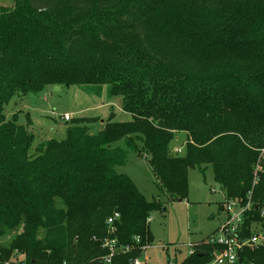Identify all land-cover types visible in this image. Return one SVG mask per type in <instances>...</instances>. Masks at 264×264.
Listing matches in <instances>:
<instances>
[{
  "label": "trees",
  "instance_id": "trees-1",
  "mask_svg": "<svg viewBox=\"0 0 264 264\" xmlns=\"http://www.w3.org/2000/svg\"><path fill=\"white\" fill-rule=\"evenodd\" d=\"M12 2L0 8V237L11 235L0 264H104L113 213L112 237L129 251L109 264L140 258L152 242L147 219L164 209L116 172L129 153L146 155L171 201L186 198L188 171L205 166L225 200L245 205L250 193L241 236L257 229L262 242L240 257L264 264V0ZM75 85L118 99L127 119L110 112L94 132L77 119L30 154L33 135L5 120V106ZM177 133L182 153L169 147ZM210 235L180 264L213 259Z\"/></svg>",
  "mask_w": 264,
  "mask_h": 264
},
{
  "label": "rangeland",
  "instance_id": "rangeland-1",
  "mask_svg": "<svg viewBox=\"0 0 264 264\" xmlns=\"http://www.w3.org/2000/svg\"><path fill=\"white\" fill-rule=\"evenodd\" d=\"M12 6V0H0V8L10 9ZM86 91L87 88L80 85L68 88L47 86L37 93L16 94L5 106V120L14 118L17 125L25 126L33 135L32 154L36 146L46 141L63 140L66 125L77 119L89 120L92 132L101 128L110 112L115 114L117 121L127 119L120 110L118 99L108 102L104 92L95 95ZM64 114L69 116L68 121L61 119ZM185 143L186 136L177 133L169 147L182 153ZM112 147L123 148V142L118 141ZM259 158L263 162L264 152H260ZM202 168L203 171H188V191L182 201H171L160 191L145 154L137 159L129 153L126 164L115 168L118 174L131 180L146 200L159 199L163 203V212H153L149 217L148 231L152 242L142 256L144 264H180L188 256V245L202 241L223 220L220 206L224 202V192L214 183L211 168ZM253 233H259L258 244H261V232L256 229ZM10 238L11 235L0 237V246L6 245ZM21 260L22 256H18L10 263L18 264ZM211 261L207 264H212Z\"/></svg>",
  "mask_w": 264,
  "mask_h": 264
},
{
  "label": "built area",
  "instance_id": "built-area-1",
  "mask_svg": "<svg viewBox=\"0 0 264 264\" xmlns=\"http://www.w3.org/2000/svg\"><path fill=\"white\" fill-rule=\"evenodd\" d=\"M61 119L68 121L69 116L64 114ZM251 206L250 193L247 195V202L245 205H241L236 200L224 199V202L220 207L221 212L224 214V218L215 232L212 233L206 241L207 244H214L220 249L217 253H215L211 261L212 264H244L240 257L242 253L246 249H252L259 243V234L249 235L245 238L241 236L243 218ZM118 218V213H113L106 219L105 225L107 237L101 239L100 241L101 248L107 252V254L102 258V262L104 264H109L114 255L129 251V247H122L118 245L117 240L112 237L114 233L112 224ZM149 221L150 219H147V222ZM135 240L137 241V238H135ZM188 248V255H191L193 253L192 244H189ZM146 249L147 247L141 248V257L130 260L127 264H144L142 262V256Z\"/></svg>",
  "mask_w": 264,
  "mask_h": 264
},
{
  "label": "crops",
  "instance_id": "crops-1",
  "mask_svg": "<svg viewBox=\"0 0 264 264\" xmlns=\"http://www.w3.org/2000/svg\"><path fill=\"white\" fill-rule=\"evenodd\" d=\"M127 117V116H126Z\"/></svg>",
  "mask_w": 264,
  "mask_h": 264
}]
</instances>
